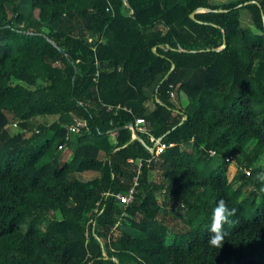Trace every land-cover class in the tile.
Masks as SVG:
<instances>
[{
    "label": "trees",
    "instance_id": "trees-1",
    "mask_svg": "<svg viewBox=\"0 0 264 264\" xmlns=\"http://www.w3.org/2000/svg\"><path fill=\"white\" fill-rule=\"evenodd\" d=\"M262 169L264 0H0V264H264Z\"/></svg>",
    "mask_w": 264,
    "mask_h": 264
},
{
    "label": "clouds",
    "instance_id": "clouds-1",
    "mask_svg": "<svg viewBox=\"0 0 264 264\" xmlns=\"http://www.w3.org/2000/svg\"><path fill=\"white\" fill-rule=\"evenodd\" d=\"M256 180L259 182V191L264 192V169L256 173ZM235 212L236 209L234 207H229L223 198L218 201L211 216L210 232L212 235L208 239V244L210 246H222L227 235L224 226L232 222L230 218Z\"/></svg>",
    "mask_w": 264,
    "mask_h": 264
},
{
    "label": "built area",
    "instance_id": "built-area-1",
    "mask_svg": "<svg viewBox=\"0 0 264 264\" xmlns=\"http://www.w3.org/2000/svg\"><path fill=\"white\" fill-rule=\"evenodd\" d=\"M174 93H175L174 91H171V95H174ZM124 108H126V107H124ZM85 124H86L85 121L77 120L74 124H72L70 126V131L71 132H78ZM130 126L133 130L134 135L137 134V132L150 134L152 141H154V144L151 147V149H154V152L156 154L163 153L165 151V149L167 148V146L169 145V144H166L165 142H163L161 137L156 138L151 134V122L147 121L146 119H144L142 117H137L135 120V123H132ZM213 153H215V152L213 151ZM138 184H139L138 176H135L134 181H133V185L128 189V191L125 193H118L116 195L118 200L121 203H123L124 205L130 204L131 201L133 200L134 194L136 192V187L138 186Z\"/></svg>",
    "mask_w": 264,
    "mask_h": 264
},
{
    "label": "rangeland",
    "instance_id": "rangeland-1",
    "mask_svg": "<svg viewBox=\"0 0 264 264\" xmlns=\"http://www.w3.org/2000/svg\"><path fill=\"white\" fill-rule=\"evenodd\" d=\"M174 99L179 103V104H186L187 103V96L184 92H179V93H176ZM9 130L11 132H17L19 130V127L18 126H15L14 124H11L9 126ZM66 155H68L67 151H66ZM235 167H232L230 168V177L233 176L234 172H235ZM86 176H89L88 174H85Z\"/></svg>",
    "mask_w": 264,
    "mask_h": 264
},
{
    "label": "water",
    "instance_id": "water-1",
    "mask_svg": "<svg viewBox=\"0 0 264 264\" xmlns=\"http://www.w3.org/2000/svg\"><path fill=\"white\" fill-rule=\"evenodd\" d=\"M134 137H139V136L135 134ZM152 152H154V149H152Z\"/></svg>",
    "mask_w": 264,
    "mask_h": 264
}]
</instances>
